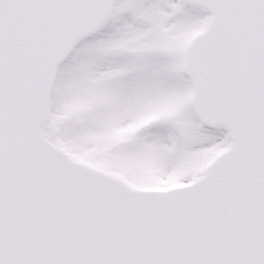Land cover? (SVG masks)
I'll return each mask as SVG.
<instances>
[{
  "label": "snow or ice",
  "instance_id": "6c2138e0",
  "mask_svg": "<svg viewBox=\"0 0 264 264\" xmlns=\"http://www.w3.org/2000/svg\"><path fill=\"white\" fill-rule=\"evenodd\" d=\"M0 264H264V0H0Z\"/></svg>",
  "mask_w": 264,
  "mask_h": 264
}]
</instances>
